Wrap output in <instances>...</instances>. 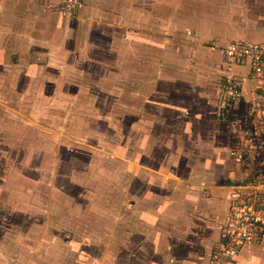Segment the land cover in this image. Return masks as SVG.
Wrapping results in <instances>:
<instances>
[{
    "label": "rangeland",
    "instance_id": "obj_1",
    "mask_svg": "<svg viewBox=\"0 0 264 264\" xmlns=\"http://www.w3.org/2000/svg\"><path fill=\"white\" fill-rule=\"evenodd\" d=\"M248 39L264 0H0V264H205L212 188L264 184V76L240 118L219 87Z\"/></svg>",
    "mask_w": 264,
    "mask_h": 264
},
{
    "label": "built area",
    "instance_id": "obj_2",
    "mask_svg": "<svg viewBox=\"0 0 264 264\" xmlns=\"http://www.w3.org/2000/svg\"><path fill=\"white\" fill-rule=\"evenodd\" d=\"M84 0H58L62 11L75 13ZM226 59L220 76V92L231 105L240 95V82L234 65H247L248 77L258 79L264 73V43L252 40L231 41L218 49ZM238 183L231 187L228 207L218 240L211 247L205 264H228L242 249L264 246V184Z\"/></svg>",
    "mask_w": 264,
    "mask_h": 264
},
{
    "label": "crops",
    "instance_id": "obj_3",
    "mask_svg": "<svg viewBox=\"0 0 264 264\" xmlns=\"http://www.w3.org/2000/svg\"><path fill=\"white\" fill-rule=\"evenodd\" d=\"M250 40L262 42L260 40H254V39H250ZM262 43H264V41ZM221 72H220V69H219V73H221ZM233 74L239 80L241 89H240V95L238 96V98L234 102V107L232 109V114L235 115V116H238L240 118L243 115L246 116L247 113L251 112V110H253L255 108L254 107L255 104H257L255 102V99H256V97L259 96V94H257V89H259V88H255V86H254V83L256 82L257 79L256 80H252V79H250L248 77V66L247 65H234L233 66ZM220 76H221V74L219 75V77ZM262 76H264V73L262 74ZM263 78L262 79L259 78V79L263 80ZM238 125H239V121H233L232 123H229L230 128L232 130H235V131L237 129H239ZM242 165H245V164H242ZM248 166H249V164L247 162L246 165H245V168L244 167L240 168L241 172L239 174H237V172H234L232 174V176H231L233 181L236 180V182H238V181H240L239 179H241L242 181H245L244 178L248 177V175H250L251 169H252V168L250 169V166L248 168ZM236 182H234V184L240 183V182H238V183H236ZM234 184H231L229 186L225 185V187L223 186L221 188L218 185V186H215L216 188H212V190H211L213 195H212V197L210 199L207 200L208 201L207 209H208V211H210V213L212 212V213L217 214L216 215V221L218 223H217V230H216L215 236L206 245L207 246L206 254L210 250V246H212V243H214V241L216 242L218 240V238H219L220 227H221V224L223 223L224 217H225V215L227 213V207H228L227 195H228L231 187L234 186ZM181 203L182 202L179 201L177 203V205H181ZM168 247H169V245H167V248ZM257 248L258 247L253 246L252 249H251V247H247V248L242 249L232 260H230V262L228 264H232L233 262H234L233 264H241L242 262L240 263V261L243 260L244 257H246V256L248 257L249 253L256 252L257 250L255 251V249H257ZM234 259H236V261ZM186 262H188V261L186 260ZM193 263L196 264L198 262L194 261Z\"/></svg>",
    "mask_w": 264,
    "mask_h": 264
}]
</instances>
